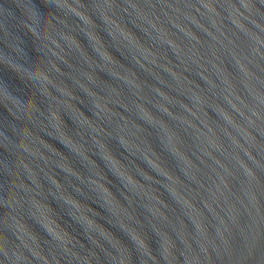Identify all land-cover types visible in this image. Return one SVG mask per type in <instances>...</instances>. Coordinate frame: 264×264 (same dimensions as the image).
Segmentation results:
<instances>
[{"label": "water", "instance_id": "obj_1", "mask_svg": "<svg viewBox=\"0 0 264 264\" xmlns=\"http://www.w3.org/2000/svg\"><path fill=\"white\" fill-rule=\"evenodd\" d=\"M0 264H264V0H0Z\"/></svg>", "mask_w": 264, "mask_h": 264}, {"label": "clouds", "instance_id": "obj_2", "mask_svg": "<svg viewBox=\"0 0 264 264\" xmlns=\"http://www.w3.org/2000/svg\"><path fill=\"white\" fill-rule=\"evenodd\" d=\"M55 6V5H54ZM56 7V6H55Z\"/></svg>", "mask_w": 264, "mask_h": 264}]
</instances>
